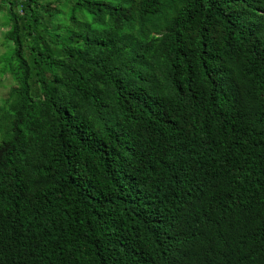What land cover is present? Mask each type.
Here are the masks:
<instances>
[{
	"label": "trees",
	"instance_id": "trees-1",
	"mask_svg": "<svg viewBox=\"0 0 264 264\" xmlns=\"http://www.w3.org/2000/svg\"><path fill=\"white\" fill-rule=\"evenodd\" d=\"M6 2L0 264H264V0Z\"/></svg>",
	"mask_w": 264,
	"mask_h": 264
},
{
	"label": "rangeland",
	"instance_id": "rangeland-1",
	"mask_svg": "<svg viewBox=\"0 0 264 264\" xmlns=\"http://www.w3.org/2000/svg\"><path fill=\"white\" fill-rule=\"evenodd\" d=\"M6 1L7 0H0V107L4 105V101L11 96V92L16 87L11 74L4 73V71L9 70V61L13 52V44L7 42L4 36L5 31L8 29L7 22L9 15ZM12 11H14V8H12ZM41 17L45 18V16L40 15V18ZM13 100L14 98L11 96L8 105L12 104ZM8 105L4 106L6 107Z\"/></svg>",
	"mask_w": 264,
	"mask_h": 264
},
{
	"label": "built area",
	"instance_id": "built-area-1",
	"mask_svg": "<svg viewBox=\"0 0 264 264\" xmlns=\"http://www.w3.org/2000/svg\"><path fill=\"white\" fill-rule=\"evenodd\" d=\"M16 1V7H15V11L18 13V14H22V11H21V4L24 2V0H15Z\"/></svg>",
	"mask_w": 264,
	"mask_h": 264
}]
</instances>
